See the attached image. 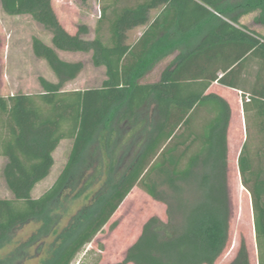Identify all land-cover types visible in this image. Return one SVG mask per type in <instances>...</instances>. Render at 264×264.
I'll return each instance as SVG.
<instances>
[{
    "label": "trees",
    "instance_id": "obj_1",
    "mask_svg": "<svg viewBox=\"0 0 264 264\" xmlns=\"http://www.w3.org/2000/svg\"><path fill=\"white\" fill-rule=\"evenodd\" d=\"M119 2L108 1L109 37L98 28L88 39L86 25L75 34L62 26L52 0H0L7 15L29 16L51 36L52 46L33 37L32 50L57 78V83L39 78L37 95L0 96V157L7 160L3 176L12 194L0 199V246L16 227L47 213L106 129L115 182L50 264H72L135 187L166 206L167 221L152 217L117 264H215L229 243L231 220L232 109L224 98L208 93L217 82L241 92L247 137L238 167L251 195L264 264V35L241 22L254 14L253 22L264 26V0H144L121 9ZM107 8L101 20H107ZM158 8L161 13L150 23L151 11ZM140 26L147 28L129 44V32ZM192 38L198 43L193 45ZM58 52L90 54L93 66L105 69L102 85L63 91L84 64L64 61ZM175 52L159 81L140 82ZM63 140L72 141L68 161L52 187L35 199L32 192L48 178ZM229 264H251L244 240Z\"/></svg>",
    "mask_w": 264,
    "mask_h": 264
},
{
    "label": "rangeland",
    "instance_id": "obj_2",
    "mask_svg": "<svg viewBox=\"0 0 264 264\" xmlns=\"http://www.w3.org/2000/svg\"><path fill=\"white\" fill-rule=\"evenodd\" d=\"M110 0H52L53 9L62 26L75 34L80 25L89 29L88 39H93L96 30L101 28L105 38L109 37V20L113 17ZM144 0H120L117 8L134 6ZM235 1H232L234 3ZM238 2V1H236ZM107 8V20H101ZM162 8L150 13V23L161 13ZM237 13V12H236ZM248 15L246 19L253 21ZM190 19V17H189ZM140 26L128 34V43L133 44L146 30ZM261 33L264 27L256 26ZM37 37L46 45L52 46L51 36L38 26L29 16H9L0 8V96L10 97L17 94L37 95L42 92L39 78L57 83V78L47 63L34 56L32 39ZM203 38V37H199ZM193 45L197 44L192 38ZM67 62H82L84 69L78 78L67 83L63 91L98 88L105 79V69L93 66L90 54L58 52ZM174 56V55H173ZM172 56V57H173ZM170 58L169 60H171ZM162 61L149 72L141 83H153L160 79L162 70L169 64ZM233 109V126L229 141L228 185L231 203L229 243L215 264H229L236 256L242 240L245 241L251 264H260V254L256 240L255 220L250 193L242 185L238 158L245 143L243 131L245 116L240 108L237 111L234 97L227 96ZM240 97V94H239ZM240 104V101H239ZM239 112V113H238ZM241 123V122H240ZM249 123V134L257 138V133ZM247 128V127H246ZM107 130L104 129L73 170L70 179L58 198L50 205L47 213L16 227L0 246V264H50L63 247L71 241L98 209L99 200L108 195L115 182L116 172L110 170V151L106 147ZM257 139L255 143L257 145ZM253 140V139H252ZM72 147L71 140H63L53 154L54 166L43 182L32 192L33 198L41 197L55 183L63 171ZM255 153L254 143L251 146ZM7 160L0 157V199H11L3 176ZM121 169V166L118 170ZM97 171L99 173L96 175ZM96 175L91 186L86 188L90 178ZM167 221L166 206L150 198L140 188L135 187L123 204L96 236V238L76 257L72 264H117L124 260L127 250L138 240L144 225L152 218Z\"/></svg>",
    "mask_w": 264,
    "mask_h": 264
},
{
    "label": "crops",
    "instance_id": "obj_3",
    "mask_svg": "<svg viewBox=\"0 0 264 264\" xmlns=\"http://www.w3.org/2000/svg\"><path fill=\"white\" fill-rule=\"evenodd\" d=\"M245 17H247V16H245ZM245 17H243L242 19H241V22L243 21V20H245L244 18ZM254 17V16H253ZM249 19H246V23H247V25L248 26H250V27H253L254 29H256V26H258V25H256L253 21H248ZM243 23V22H242ZM260 26H262V25H260ZM262 27H264V26H262ZM259 33H261L258 29H256ZM261 34H263L264 35V33H261ZM178 52H175V54H173V55H171V56H169L168 58H166V59H164V60H162V61H165V60H169L170 58H172L171 60H169V64L171 63V61L175 58V56H176V54H177ZM173 56V57H172ZM161 61V62H162ZM160 62V63H161ZM159 63V64H160ZM158 64V65H159ZM168 64V65H169ZM167 65V66H168ZM166 66V67H167ZM165 67V68H166ZM164 68V69H165ZM163 69V70H164ZM163 70H162V72H163ZM161 72V73H162ZM160 76H161V74H160ZM153 83H155V82H153ZM230 92H233L234 94H236V96H238V97H234V100H235V104H236V106H237V111H239L240 110V108H241V110H242V112H243V103H242V97H241V92L240 91H238V90H236V89H232V88H228V87H226V86H222V85H220L219 83H214V84H212V86L209 88V90H208V93H214V94H217V95H219V96H221L222 98H224L229 104H231V102H230V100H229V98L227 97V96H229L230 95ZM239 94H240V97H239ZM239 101H240V104H239ZM231 106V108L233 109V107H232V105H230ZM240 110V111H241ZM239 111V112H240ZM238 112V113H239ZM232 114H233V111H232ZM244 115V114H243ZM245 116V115H244ZM241 122V123H240ZM239 122V128H240V131H241V133H242V135L244 136V134H245V140H246V137H247V131H246V125H245V123H244V131H243V125H242V121H240ZM233 126V115L231 116V121H230V126H229V131H228V137H230V132H231V127Z\"/></svg>",
    "mask_w": 264,
    "mask_h": 264
}]
</instances>
